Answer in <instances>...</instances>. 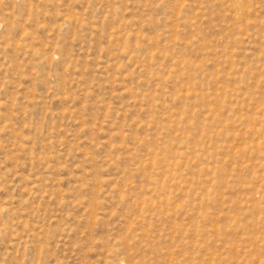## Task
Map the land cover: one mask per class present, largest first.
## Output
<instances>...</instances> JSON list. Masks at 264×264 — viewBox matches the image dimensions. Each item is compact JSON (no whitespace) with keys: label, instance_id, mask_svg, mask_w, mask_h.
I'll return each instance as SVG.
<instances>
[{"label":"rangeland","instance_id":"1","mask_svg":"<svg viewBox=\"0 0 264 264\" xmlns=\"http://www.w3.org/2000/svg\"><path fill=\"white\" fill-rule=\"evenodd\" d=\"M0 264H264V0H0Z\"/></svg>","mask_w":264,"mask_h":264}]
</instances>
